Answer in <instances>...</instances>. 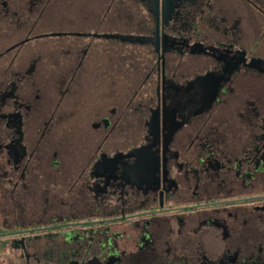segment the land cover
<instances>
[{"label": "flooded vegetation", "instance_id": "af4514ba", "mask_svg": "<svg viewBox=\"0 0 264 264\" xmlns=\"http://www.w3.org/2000/svg\"><path fill=\"white\" fill-rule=\"evenodd\" d=\"M0 264H264V0H0Z\"/></svg>", "mask_w": 264, "mask_h": 264}, {"label": "rangeland", "instance_id": "374dc122", "mask_svg": "<svg viewBox=\"0 0 264 264\" xmlns=\"http://www.w3.org/2000/svg\"><path fill=\"white\" fill-rule=\"evenodd\" d=\"M84 95H86V98H89V97H90V94H87V93H86V94H84Z\"/></svg>", "mask_w": 264, "mask_h": 264}]
</instances>
